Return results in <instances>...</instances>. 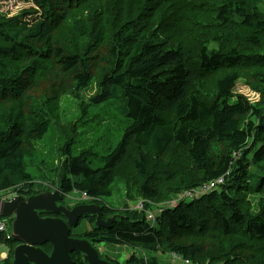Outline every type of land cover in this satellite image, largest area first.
I'll return each mask as SVG.
<instances>
[{"label": "trees", "instance_id": "obj_1", "mask_svg": "<svg viewBox=\"0 0 264 264\" xmlns=\"http://www.w3.org/2000/svg\"><path fill=\"white\" fill-rule=\"evenodd\" d=\"M31 1L17 15L0 10V199L10 189L24 198L59 189L65 204L85 192L82 202L99 205L102 219L120 215L105 227L86 214L82 230L70 227L93 246L126 244L194 264H264V0ZM238 82L259 99L239 93ZM93 87L81 111L120 95L128 122L104 165L89 166L86 140L72 154L79 125L64 123L59 157L50 166L40 159L46 172L34 176L30 161L59 120L61 97ZM223 174L219 188L146 220L154 204ZM116 185L127 199H143V209L113 208L104 197ZM0 244L8 247L1 263L12 264L18 243L0 232ZM70 256L88 264L79 251ZM99 257L158 264L154 256Z\"/></svg>", "mask_w": 264, "mask_h": 264}, {"label": "rangeland", "instance_id": "obj_2", "mask_svg": "<svg viewBox=\"0 0 264 264\" xmlns=\"http://www.w3.org/2000/svg\"><path fill=\"white\" fill-rule=\"evenodd\" d=\"M29 7H35L31 0H0V10L4 11L7 16L20 14L22 10L28 9ZM32 17H39V15L31 16L29 19ZM198 28L200 27H194V25H191L189 31H194L198 36ZM236 90L239 93L247 96L251 101H257L259 99V93L251 90L248 86L244 85L243 82L237 83ZM94 91L95 88L93 87L89 89H83L76 94L68 93L61 97L59 120L52 123L44 136L37 141V148L40 152V156L38 159L30 161L29 170L34 176H39L40 174L46 172V169L39 163L40 159H44L46 161V165L50 166L53 161L59 157V150L65 140L64 136L60 133L59 127L64 123H76L79 125L78 131L80 132V138H76L75 143L72 144V154L76 153L80 142L82 140H86L87 143L93 145L94 150V154L89 155L91 157L88 160L89 166L92 168H97L104 165V160L102 159L103 155L108 153L116 145L128 122L127 118L124 117L122 112L123 100L120 95L111 98L110 104L107 106L88 105L86 112H82L79 103L82 101L86 102L87 98L92 93H94ZM240 155L241 153H237L235 157H239ZM111 192L112 195L105 196L104 198L106 201H110L112 203L114 206L113 208H121L125 203L127 208L135 210L139 203L144 204V200L140 197L131 200L127 199L123 185L113 186ZM181 192L179 191L168 198H165L164 201L154 204L153 212L159 213V208H164L166 206V202L173 199L174 197L181 199L179 195ZM10 194L11 192L4 193V195ZM79 197V193L73 192L68 194L64 201L67 205L73 207L74 205H79L82 203V200ZM189 201L190 198L187 197L185 202ZM116 215L117 217L120 216L118 214ZM51 216L53 217V215ZM7 220L8 231H11V219L7 218ZM80 227H83V225ZM84 227L89 228L88 222L84 221ZM79 229L82 230L81 228ZM5 235L10 237V234L8 233H5ZM113 245L114 244L100 243L97 245V249L99 253L104 252L105 255L113 257ZM115 247L118 249V246ZM129 248L131 250L129 249L128 252H126L124 248L120 249V253L116 257L120 263H124L126 257L134 249L133 247ZM4 252L8 254V247H6L4 244H0V255Z\"/></svg>", "mask_w": 264, "mask_h": 264}, {"label": "water", "instance_id": "obj_3", "mask_svg": "<svg viewBox=\"0 0 264 264\" xmlns=\"http://www.w3.org/2000/svg\"><path fill=\"white\" fill-rule=\"evenodd\" d=\"M61 199L59 189H54L30 195L26 199L15 195L10 200L2 201L1 216H14L11 237L19 242L13 250L12 264H73L70 256L73 251L81 252L88 264H115L100 258L97 249L87 239L72 237L70 227L77 226L80 216L94 213L95 224L108 227L117 215L102 219L101 207L97 204L81 203L68 208L60 204ZM40 211L61 214L62 217H43ZM43 243L51 244V256L40 248L39 244Z\"/></svg>", "mask_w": 264, "mask_h": 264}, {"label": "built area", "instance_id": "obj_4", "mask_svg": "<svg viewBox=\"0 0 264 264\" xmlns=\"http://www.w3.org/2000/svg\"><path fill=\"white\" fill-rule=\"evenodd\" d=\"M223 182H224V175H222V176H220L214 180H211L209 182L203 183L202 185H200L198 187L189 188V189L179 193L181 199H178L175 197L174 199L167 201L166 206H171V207L175 206L179 201L184 200L187 197H189L190 199L197 198V197H199L203 194H206L209 191L215 189L219 184H222ZM81 197H82V199H86L87 198L86 193H82ZM135 209L142 210L143 209L142 203H139ZM145 213H146L147 219L153 223V221L155 220V216L150 212V210H148V211L146 210ZM6 227H7L6 220L0 218V231H5ZM174 257L179 259V262H180L179 264H194L190 259H181L177 255H174Z\"/></svg>", "mask_w": 264, "mask_h": 264}, {"label": "crops", "instance_id": "obj_5", "mask_svg": "<svg viewBox=\"0 0 264 264\" xmlns=\"http://www.w3.org/2000/svg\"><path fill=\"white\" fill-rule=\"evenodd\" d=\"M79 228V227H78ZM115 246H118V249L115 247ZM130 246L126 245V244H117V245H113L112 247V250H113V257H110L108 255H105L104 252L103 254L109 258H112L114 260H118L116 257L119 255L120 253V249L121 248H124V250L126 252L129 251V248ZM131 250V249H130ZM134 252L138 253L139 255H142V256H154L157 258V262L158 264H178V259L177 258H174L173 255H170V254H163L161 252H152V251H147L145 249H141V248H134ZM130 254V253H129ZM134 254V253H131V255ZM128 257H126L127 259ZM125 259V260H126Z\"/></svg>", "mask_w": 264, "mask_h": 264}, {"label": "bare ground", "instance_id": "obj_6", "mask_svg": "<svg viewBox=\"0 0 264 264\" xmlns=\"http://www.w3.org/2000/svg\"><path fill=\"white\" fill-rule=\"evenodd\" d=\"M79 198H80V197H79ZM25 199H26V198H25ZM16 210H18V209L16 208ZM13 213H14V212H13ZM49 213H52V212H49ZM0 218H1V219H5V218H6V217H2V216H1V211H0ZM8 218L13 219L14 216H11V217H8ZM155 222H156V221H154L153 224H154ZM10 238H11L13 241L19 243V242L17 241V239L12 238L11 236H10ZM43 244H45V243H43ZM43 244H39L40 248H41L43 251H45L47 254H49V256H51V250H50V252L48 253V252L42 247ZM17 245H18V244H17ZM17 245H16V246H17ZM0 264H1V263H0Z\"/></svg>", "mask_w": 264, "mask_h": 264}, {"label": "clouds", "instance_id": "obj_7", "mask_svg": "<svg viewBox=\"0 0 264 264\" xmlns=\"http://www.w3.org/2000/svg\"><path fill=\"white\" fill-rule=\"evenodd\" d=\"M77 193H78V192H77ZM83 193H85V192H83ZM81 194H82V193H81ZM86 195H87V194H86ZM87 197H88V195H87ZM174 198H175V197H174ZM174 198H173V199H174ZM171 200H172V199H171ZM168 201H170V200H168Z\"/></svg>", "mask_w": 264, "mask_h": 264}]
</instances>
